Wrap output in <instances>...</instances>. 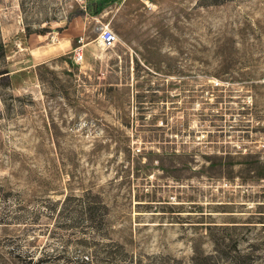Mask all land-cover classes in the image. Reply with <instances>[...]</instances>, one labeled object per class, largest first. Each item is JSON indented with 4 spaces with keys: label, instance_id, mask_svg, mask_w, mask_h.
I'll return each mask as SVG.
<instances>
[{
    "label": "rangeland",
    "instance_id": "obj_1",
    "mask_svg": "<svg viewBox=\"0 0 264 264\" xmlns=\"http://www.w3.org/2000/svg\"><path fill=\"white\" fill-rule=\"evenodd\" d=\"M0 39V264H264V0H0Z\"/></svg>",
    "mask_w": 264,
    "mask_h": 264
},
{
    "label": "built area",
    "instance_id": "obj_2",
    "mask_svg": "<svg viewBox=\"0 0 264 264\" xmlns=\"http://www.w3.org/2000/svg\"><path fill=\"white\" fill-rule=\"evenodd\" d=\"M116 40H117L116 35L113 33V31L109 29L103 30L98 37V43L101 45V47L105 49L114 46ZM81 59H82V55L80 52L77 51L75 54V60L77 62H80Z\"/></svg>",
    "mask_w": 264,
    "mask_h": 264
},
{
    "label": "trees",
    "instance_id": "obj_3",
    "mask_svg": "<svg viewBox=\"0 0 264 264\" xmlns=\"http://www.w3.org/2000/svg\"><path fill=\"white\" fill-rule=\"evenodd\" d=\"M95 4H96L95 2L91 3L90 9H93L95 7ZM3 57H4V44L2 43V41L0 39V58H3ZM8 76H9L8 71H4V72L0 73V77H2V78H7ZM84 209L81 211V212H83V214L86 213L87 208L84 207Z\"/></svg>",
    "mask_w": 264,
    "mask_h": 264
}]
</instances>
